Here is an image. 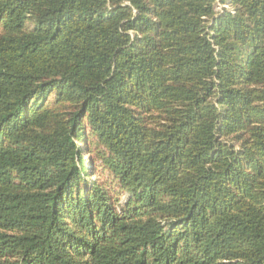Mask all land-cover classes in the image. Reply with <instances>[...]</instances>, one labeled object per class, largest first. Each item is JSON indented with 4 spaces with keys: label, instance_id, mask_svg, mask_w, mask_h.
I'll return each instance as SVG.
<instances>
[{
    "label": "trees",
    "instance_id": "16d2710c",
    "mask_svg": "<svg viewBox=\"0 0 264 264\" xmlns=\"http://www.w3.org/2000/svg\"><path fill=\"white\" fill-rule=\"evenodd\" d=\"M216 2L0 0V264H264V0Z\"/></svg>",
    "mask_w": 264,
    "mask_h": 264
},
{
    "label": "rangeland",
    "instance_id": "374dc122",
    "mask_svg": "<svg viewBox=\"0 0 264 264\" xmlns=\"http://www.w3.org/2000/svg\"><path fill=\"white\" fill-rule=\"evenodd\" d=\"M225 8H228V5H224L220 2V0H217L216 5H215L216 11H222ZM90 164L91 162L87 157L82 159L81 165H90Z\"/></svg>",
    "mask_w": 264,
    "mask_h": 264
}]
</instances>
